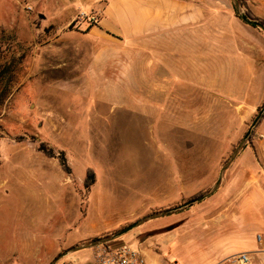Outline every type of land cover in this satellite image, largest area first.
<instances>
[{
  "label": "rangeland",
  "instance_id": "rangeland-1",
  "mask_svg": "<svg viewBox=\"0 0 264 264\" xmlns=\"http://www.w3.org/2000/svg\"><path fill=\"white\" fill-rule=\"evenodd\" d=\"M202 3L204 22L218 27L220 38L253 43L255 37L246 29L262 35L260 29L238 17L232 0ZM81 13L99 18L98 11L78 9L77 23H89L78 22ZM35 21L42 22L40 18ZM52 30L49 26L22 38L45 42L51 39ZM19 38L16 31L0 30V264H52L72 247L109 236L154 212L184 204L198 192L206 193L262 107L247 119L236 118L233 125L231 115L220 112L217 140L203 134L206 128L199 122L207 113L202 112L187 114L188 119L196 117L197 121L185 135L166 137L156 118L148 119L126 109L112 111L106 118L98 115L96 103L93 111L74 97L56 95L53 103H48L45 100L50 97L25 94V87L34 83L28 71V66L33 67L34 48H20L16 42ZM21 51L24 53L19 58ZM10 68L16 70L13 82ZM253 132L255 136L257 128ZM252 138L245 144L250 151ZM41 143L52 151V157L39 150ZM172 155H184L181 164L187 168L216 167V172L211 176H188V191H172V187L162 185L168 177L160 172L174 168L179 161V157L172 160ZM234 162L228 169L244 163L240 165V159ZM88 168L94 170L95 182L86 190ZM231 174L229 171L227 178H233ZM221 190L226 191L224 186ZM220 192L218 188L213 197L187 211L148 221L108 243L127 242L143 254H161L164 264H210L224 253L218 226L180 225L190 218L223 214L224 206L212 202ZM230 206L234 209V203ZM172 233L177 240L168 249L167 239ZM256 238L259 241V235ZM101 245L71 253L55 264L75 260L90 264ZM234 248L238 249L236 244L228 246L227 251ZM251 264H262V257L253 256Z\"/></svg>",
  "mask_w": 264,
  "mask_h": 264
},
{
  "label": "crops",
  "instance_id": "crops-1",
  "mask_svg": "<svg viewBox=\"0 0 264 264\" xmlns=\"http://www.w3.org/2000/svg\"><path fill=\"white\" fill-rule=\"evenodd\" d=\"M246 1L252 15L264 20V0ZM24 2L31 5V12L24 9ZM202 2L0 0V30L16 31L20 48H34L33 67L28 66L34 83L25 87V94L50 97L45 100L48 103H53L56 95L74 97L93 111L98 104V115L106 118L117 109L156 118L166 137L185 135L188 127L196 126V117L189 115L188 119V113H207L199 122L206 128L203 134L217 140L220 112L230 114L233 125L236 118L247 119L264 106V32L261 35L246 29L255 37L253 43L220 38L219 28L204 22ZM78 9L98 11V22L77 23ZM37 18L42 22L37 23ZM49 26H53V33L45 42L22 38ZM73 60L76 62L71 63ZM15 73L10 68L11 82ZM256 128L251 151L245 145L233 161L244 163L227 168L219 186L221 192L212 199L224 206V213L190 218L180 225L218 226L224 253L210 264L226 262L242 252L251 258L262 257L264 264V118ZM171 158L177 160L173 155ZM178 159L174 168L160 171L168 177L162 185L172 187V191H188V176L216 172V167L187 168L181 164L184 155ZM229 171L233 178H227ZM233 203L234 209L230 206ZM176 240L172 233L167 239L168 249ZM235 244L238 249L227 251ZM144 255L147 264H164L161 254L146 251Z\"/></svg>",
  "mask_w": 264,
  "mask_h": 264
},
{
  "label": "water",
  "instance_id": "water-1",
  "mask_svg": "<svg viewBox=\"0 0 264 264\" xmlns=\"http://www.w3.org/2000/svg\"><path fill=\"white\" fill-rule=\"evenodd\" d=\"M232 3H233L234 9H235L238 17L244 23H246L247 25H250L252 27L258 28L262 32H264V23L248 16V14L241 7L239 0H232ZM262 118H264V106L261 107L260 111L257 113L254 120L252 121L249 129L247 130V132L244 134V136L240 140L238 146L234 149L231 156L229 157L227 162L224 164V166L220 170L219 178L217 179V181L215 182V184L213 185V187L209 191H207L206 193H204L203 195H201L199 197H196L194 199H190L189 201L185 202L184 204L178 205V206L170 208V209L154 212V213L144 217L143 219H141L135 223H132L126 227H123L122 229H119L118 231L114 232L113 234H111L109 236H106V237L101 238V239H96L90 243L83 244L81 246L72 247L71 249H69V250L65 251L64 253H62L61 255H59V257L52 264H55L59 259L65 257L71 253L81 251V250H85V249H88L90 247L98 246V245H101L104 243H108V242L117 240V239L125 236L126 234H128L129 232L134 230L135 228L143 225L144 223H146L148 221L158 219V218H162V217H166V216H170V215H174V214L180 213L182 211H185V210L191 208L192 206H194L195 204L200 203L205 198L211 196L219 188L221 181H222V178H223V175H224V172L226 171L228 166L234 161V159L239 154V152L243 149L245 144L248 142V140H249L250 136L252 135L254 129L257 127L258 123L261 121Z\"/></svg>",
  "mask_w": 264,
  "mask_h": 264
},
{
  "label": "built area",
  "instance_id": "built-area-1",
  "mask_svg": "<svg viewBox=\"0 0 264 264\" xmlns=\"http://www.w3.org/2000/svg\"><path fill=\"white\" fill-rule=\"evenodd\" d=\"M23 7L27 12L32 11L31 5L26 2L23 3ZM77 20L78 22L88 21L93 24L98 22V17L81 13ZM251 261L250 254L242 252L231 256L226 262L219 264H251ZM67 264H80V261L75 260ZM90 264H147V261L142 250L130 243L120 242L117 244L107 243L97 247Z\"/></svg>",
  "mask_w": 264,
  "mask_h": 264
},
{
  "label": "trees",
  "instance_id": "trees-1",
  "mask_svg": "<svg viewBox=\"0 0 264 264\" xmlns=\"http://www.w3.org/2000/svg\"><path fill=\"white\" fill-rule=\"evenodd\" d=\"M240 1H241L242 5L246 8V13L248 14V16H250L253 19L259 20L262 23H264V20L259 19V18H255L252 15V13L250 12L249 8L247 7V3L244 0H240ZM253 135H254V132L250 136V139L252 138ZM39 150L44 152L47 156H51V157L53 156L52 151L46 149L45 145L42 144V143L39 145ZM94 182H95V172H94V170L92 168H88L86 170L85 179H84V187H85V189L88 190L89 188H91L93 186ZM201 195H203V192H198L191 199H194V198L199 197Z\"/></svg>",
  "mask_w": 264,
  "mask_h": 264
}]
</instances>
